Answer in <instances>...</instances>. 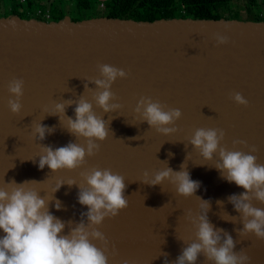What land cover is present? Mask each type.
I'll use <instances>...</instances> for the list:
<instances>
[{"label":"water","instance_id":"95a60500","mask_svg":"<svg viewBox=\"0 0 264 264\" xmlns=\"http://www.w3.org/2000/svg\"><path fill=\"white\" fill-rule=\"evenodd\" d=\"M13 20L14 26L10 23ZM217 33L227 36L228 43L218 44ZM100 64L128 73L112 85L117 97L113 103L122 105L115 112L103 113L93 99L96 85L91 80L100 78ZM13 78L24 81L19 114L11 113L7 103V84ZM85 84L90 89L85 90ZM234 92L248 100V107L233 102L230 94ZM83 93L96 115L109 121L108 138L82 168L40 169V144L57 148L69 142L84 143L66 129V118L60 122L58 116L48 115L54 113L53 101L78 100ZM141 96L179 108L178 131L164 136L146 122L140 123L134 109ZM74 108L73 104L66 109V115L73 119ZM40 120L54 128L43 141L31 134L32 122ZM196 128L223 129L226 135L222 143L229 149L234 139L247 141L257 149V162L264 164V21L109 17L73 21L69 16L43 21L0 16V187L13 180L18 184L33 181L28 187L46 198L53 195L49 211L54 216L78 223L81 213L87 211L78 202L77 185L87 187L80 173L98 167L122 175L128 207L99 227L109 241V253L113 246L117 253L109 256V264L122 259L134 264H164L162 253L171 262L185 243L195 239L196 229L186 214L198 211L196 197L178 196L175 186L167 181L156 186L141 181L145 171L152 174L166 167L163 161L175 171L185 163L191 179L200 184L195 196L211 203L209 221L233 236L235 251L243 248L252 264H264V241L252 234L239 237L234 230L243 225L228 197L244 189L221 177L214 167L218 155L206 161L188 144ZM169 153L173 155L169 157ZM69 181L77 185L69 186ZM55 200L62 202L59 211ZM253 204L264 209V204ZM227 213L237 217V222L228 221L231 217ZM68 231L66 225L64 234ZM3 235L0 230V237ZM93 243L101 246L98 241ZM197 264H207L203 255Z\"/></svg>","mask_w":264,"mask_h":264},{"label":"clouds","instance_id":"9594fccd","mask_svg":"<svg viewBox=\"0 0 264 264\" xmlns=\"http://www.w3.org/2000/svg\"><path fill=\"white\" fill-rule=\"evenodd\" d=\"M10 23L15 25L14 20ZM216 39L218 44L228 43V37L225 35L217 33ZM98 70L100 78L91 80L96 85L93 95L95 104L103 113L115 112L122 105L113 103L117 97L111 88L118 78H127L128 73L109 64L98 65ZM7 89L8 108L11 113L19 114L22 110L24 81L13 78L8 82ZM88 89L90 88L85 84V90ZM230 98L237 105L248 107V100L240 92L231 93ZM53 103L54 113L48 115L58 116L60 122L66 118V129L76 140L83 139L84 143L69 142L57 148L40 144L39 168L44 169L47 166L52 172L82 168L88 158L99 152L101 143L108 138L109 121L106 122L96 115L93 104L85 98L84 93L78 100L61 99ZM73 104L74 119L66 115V109ZM134 111L140 123L146 122L149 128L164 136L178 131L177 121L182 117L179 108L169 107L146 96L139 98ZM41 121L31 124V134L39 141H43L47 134L54 131V128L43 125ZM225 135L221 128H196L188 144L199 151L206 161H212L218 155L214 167L221 177L244 189L242 193L228 197L229 203L240 214L239 222L243 225L242 228L234 229L237 235L244 238L252 234L257 240L264 241V209L253 204V201L264 204V164L257 162V156L254 155L256 147L249 146L245 140L234 139L231 149L223 145ZM238 146H243L247 151ZM185 147L187 148L186 145ZM168 155L171 157L173 154ZM163 162L166 167L152 174L145 171L141 181L150 186L163 185L167 181L175 186L178 196L196 197L199 201L198 211L195 214L192 211L186 214V218L196 229L195 239L191 243L184 241L186 246L174 261L169 262L167 254L162 253L161 255L165 256L164 264H197L201 255L205 257L207 264H252L251 258L243 248L235 251L237 241L233 236L222 228H216L209 221L207 213L211 203L195 196L200 184L191 179L185 163L181 164L179 171H175L168 166L167 161ZM80 175L87 187L77 185L75 181L67 183L69 186H78V202L87 207V211L81 213L78 223L71 220L62 221L54 216L49 211L53 195L46 198L28 187L33 181L18 184L13 180L0 187V230L4 233L0 237V264H109V256L115 257L117 253L115 246L109 253V241L99 231V227L105 219L117 217L128 207V199L124 195L125 178L110 168L98 167L81 172ZM62 184H59L53 193L58 191ZM217 203L223 205L222 201ZM55 208L57 211L61 210L62 202L55 200ZM227 215L230 216L228 213ZM230 217L231 220L228 221L237 222V217ZM66 225L69 231L64 234ZM93 241H98L101 246L98 247ZM118 264L134 262L122 259Z\"/></svg>","mask_w":264,"mask_h":264},{"label":"trees","instance_id":"16d2710c","mask_svg":"<svg viewBox=\"0 0 264 264\" xmlns=\"http://www.w3.org/2000/svg\"><path fill=\"white\" fill-rule=\"evenodd\" d=\"M18 8L26 11L34 6V14L24 15L12 10L9 15H18L22 19L36 18L43 21H58L69 16L60 8H51L49 18L37 15L43 10L40 0H9ZM74 13L82 18L109 17L132 19L135 21H153L171 18L193 19H239L264 21V0H71ZM102 5V7H101ZM6 16V15H5ZM3 16V17H5ZM8 16V15H7ZM73 20V21H78Z\"/></svg>","mask_w":264,"mask_h":264},{"label":"rangeland","instance_id":"374dc122","mask_svg":"<svg viewBox=\"0 0 264 264\" xmlns=\"http://www.w3.org/2000/svg\"><path fill=\"white\" fill-rule=\"evenodd\" d=\"M45 3L49 10H51L50 8H60L61 11L64 10L66 14L70 11L68 15H70V18L72 20L84 19L82 18L83 17L82 15L73 12L74 7L72 5L71 0H45ZM39 4L42 5L43 1L40 0ZM12 10H16L12 2H10L9 0H0V16H5V15L7 16ZM16 11L24 15L39 17V16H35L34 14V6L26 11H23L19 8ZM249 19H253L252 15L249 16Z\"/></svg>","mask_w":264,"mask_h":264},{"label":"built area","instance_id":"2783aa9c","mask_svg":"<svg viewBox=\"0 0 264 264\" xmlns=\"http://www.w3.org/2000/svg\"><path fill=\"white\" fill-rule=\"evenodd\" d=\"M20 2H25V0H20ZM101 7H102V5H101ZM36 14L37 15H44L45 16V18H49V11H42V10H37V12H36Z\"/></svg>","mask_w":264,"mask_h":264},{"label":"crops","instance_id":"0c3cea01","mask_svg":"<svg viewBox=\"0 0 264 264\" xmlns=\"http://www.w3.org/2000/svg\"><path fill=\"white\" fill-rule=\"evenodd\" d=\"M43 1V10L46 12V11H50L49 9H48V7L46 6V3H45V0H42ZM45 3V4H44ZM51 9V8H50Z\"/></svg>","mask_w":264,"mask_h":264}]
</instances>
